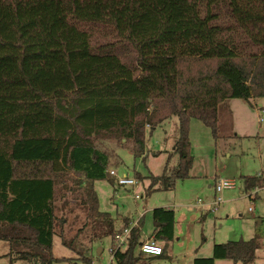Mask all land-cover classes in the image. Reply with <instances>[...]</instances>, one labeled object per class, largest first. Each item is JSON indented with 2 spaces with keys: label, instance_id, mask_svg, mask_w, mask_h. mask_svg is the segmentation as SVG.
<instances>
[{
  "label": "trees",
  "instance_id": "1",
  "mask_svg": "<svg viewBox=\"0 0 264 264\" xmlns=\"http://www.w3.org/2000/svg\"><path fill=\"white\" fill-rule=\"evenodd\" d=\"M41 55L58 58L69 89L57 93L29 65ZM264 97V0H0V240L12 264H53L54 202L68 177L74 200L87 207L91 239L112 238L113 264H146L140 250L141 218L123 246L115 237L129 226L100 209L95 180L109 173L104 140L131 142L144 156L146 127L178 118L173 150L149 179L147 194L175 187L193 164L190 120L219 137L220 108L228 99ZM171 156V155H170ZM244 192L264 185V174L243 175ZM149 239L175 236V211L156 207ZM250 239L215 243L210 257L252 264L263 244ZM65 244L71 246L70 243ZM84 264L93 258L80 252ZM70 264H80L70 260Z\"/></svg>",
  "mask_w": 264,
  "mask_h": 264
},
{
  "label": "rangeland",
  "instance_id": "2",
  "mask_svg": "<svg viewBox=\"0 0 264 264\" xmlns=\"http://www.w3.org/2000/svg\"><path fill=\"white\" fill-rule=\"evenodd\" d=\"M58 62L57 57L41 55L33 60L29 69L37 73L38 81L48 89L64 93L69 89V82ZM177 136L178 118L173 116L155 128L146 127L144 156H134L131 142L101 141L100 146L112 156L113 164L109 170H115L117 176L135 178L137 184L118 185L111 174L116 179L114 185L107 179L95 180L100 209L111 213L118 223L123 216L134 219H130L129 226L144 213L142 239L146 240L153 230L152 209L172 207L176 212L175 236L167 248L172 264H190L195 251L204 252L214 242L250 239L255 229L263 235L264 221L258 228L255 221L264 216V189L259 190L258 199H251L244 192L242 176L264 174V97L255 98L251 103L231 98L222 104L218 138L201 120L191 118L189 138L193 164L189 176L177 179L172 189L147 194L149 179L139 180L137 175H160L168 161L170 166L176 165L178 155L173 150ZM216 176L235 181L233 188L224 189L223 201L217 206L213 204ZM64 179L58 183L54 202L53 254L57 260L53 264H70V260L84 264L79 258L80 252L90 255L93 264H113L112 238L107 236L92 241L87 207L74 200L70 191L71 180ZM8 251V243L0 240V264L10 263L6 256ZM218 260L222 261L220 263L242 264L229 259ZM12 264L31 263L15 260ZM252 264H264V242Z\"/></svg>",
  "mask_w": 264,
  "mask_h": 264
},
{
  "label": "built area",
  "instance_id": "3",
  "mask_svg": "<svg viewBox=\"0 0 264 264\" xmlns=\"http://www.w3.org/2000/svg\"><path fill=\"white\" fill-rule=\"evenodd\" d=\"M109 173L113 176H115V178L117 179V183L119 185H130V186H134L137 184V179L135 178H131L128 177L127 175H123V176H117L116 171L111 169L109 170ZM235 186V181L233 179H229V178H224L221 177L217 180L216 184H215V197L213 200V204L215 206H217L218 204H220L223 201V197H222V192L224 191V189L227 188H233ZM264 189V185L263 187H261ZM260 188H255L251 194H249V196L251 197V199H254L255 194L258 193V190ZM136 197H138V195H136ZM252 210V209H251ZM136 222H132L130 226L125 227L123 230H121L115 237V242H116V248L119 246H123L128 235L131 232V229L134 225H136ZM140 250L147 254V255H160L163 252V248L162 245H160L158 242H156L153 239H147L145 241H143L140 245ZM110 251L111 248H110ZM112 255V254H111ZM113 261V259H112Z\"/></svg>",
  "mask_w": 264,
  "mask_h": 264
},
{
  "label": "crops",
  "instance_id": "4",
  "mask_svg": "<svg viewBox=\"0 0 264 264\" xmlns=\"http://www.w3.org/2000/svg\"><path fill=\"white\" fill-rule=\"evenodd\" d=\"M219 178H221V177H219V176H216L215 177V182H214V197H215V194H216V191H215V184H216V182H217V180L219 179ZM119 185V184H118ZM260 189H263V188H260ZM259 189V190H260ZM259 190H258V193L257 194H255V197H254V199L253 200H256V199H258L259 197H260V195H259ZM159 207H161V206H159ZM162 207H166V208H172V207H170V206H162ZM156 208V207H155ZM154 209V208H153ZM153 209H152V211H153ZM173 209V208H172ZM175 211V210H174ZM250 211H252V210H250ZM151 215H152V212H151ZM175 216H176V212H175ZM124 217V216H123ZM128 217V216H127ZM143 217H144V213H142L141 215H140V217H139V219L141 218V220H143ZM130 218V217H129ZM130 219H132V218H130ZM138 219V220H139ZM134 219H132L131 221H133ZM137 220V221H138ZM153 220V219H152ZM264 221V216H259L257 219H256V221H255V223H256V226H257V228H258V226L260 225V223L261 222H263ZM134 222H136V221H134ZM153 228H154V225H153ZM142 230V229H141ZM153 231V230H152ZM258 232V230L257 229H255V233H254V235L256 234ZM264 233V232H263ZM151 234H152V232H151ZM151 234L148 236V238L147 239H149V237L151 236ZM253 235V236H254ZM264 235V234H263ZM252 236V237H253ZM146 239V240H147ZM242 239V238H241ZM143 240V239H142ZM226 241H228V240H226ZM220 242H225V241H220ZM263 242H264V240H263ZM215 243H218V242H214L213 243V245L212 246H210V247H206V249H204V252H201V251H195V254L191 257V262H190V264H193L194 263V259L195 258H198V257H210L211 255H212V253H213V246H214V244ZM160 245H162V243L160 242L159 243ZM150 256V255H149ZM154 257V259L151 261V262H153V261H157V262H159V264H168V261L170 262V264H172L173 263V260L171 259V258H168L169 257V255L167 256V257H160L159 255H157V256H153ZM166 258H168V259H166ZM167 261V263H164V262H166ZM151 262H149V263H146V264H150ZM162 262V263H161ZM172 262V263H171ZM220 262H222V261H219V260H216L215 261V264H227V263H220ZM182 264H185V263H182Z\"/></svg>",
  "mask_w": 264,
  "mask_h": 264
}]
</instances>
